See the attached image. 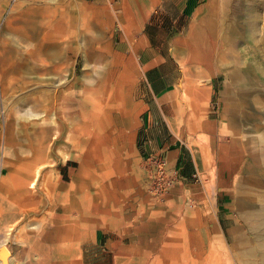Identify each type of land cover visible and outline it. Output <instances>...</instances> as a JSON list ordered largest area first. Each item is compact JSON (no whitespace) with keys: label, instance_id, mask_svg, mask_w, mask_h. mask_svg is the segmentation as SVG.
I'll use <instances>...</instances> for the list:
<instances>
[{"label":"rangeland","instance_id":"rangeland-1","mask_svg":"<svg viewBox=\"0 0 264 264\" xmlns=\"http://www.w3.org/2000/svg\"><path fill=\"white\" fill-rule=\"evenodd\" d=\"M93 1L72 0V7L79 9L80 3ZM105 1L113 5L118 0ZM178 1L164 0L144 32L155 52L167 54L170 66H181L192 78V94L184 99L189 109L177 112L172 121L184 166L170 165L163 159L145 162L135 141L140 128L138 111L131 117L120 118V112L113 113L111 108L119 135L114 146L108 144L115 151L114 160L103 162L100 170L90 173L81 168L79 155L67 141V113L78 117L81 111L77 103L87 113L92 104H100L106 111L111 102L118 100L114 90H91L110 89L117 84L113 64L106 60L110 59L108 51L104 56H96L98 48L80 46V34L72 30L64 40L67 67L55 73V90L26 91L13 65L23 55L32 56L39 46L48 48L45 35L49 25L44 24L48 16L42 12H63L69 7V0H0V120L8 122L12 132L7 167L40 169L33 193L37 203L29 208V218L20 222L28 223L30 229L35 227L33 230L39 236L55 224L59 226L64 210H70L67 219L81 226L80 234L85 237L81 240H88L99 229L105 233L101 247L120 253L113 258L112 254L103 253L102 264H214L210 249L217 239L229 257L228 264H253L243 253L254 241L240 220V189L248 176L263 175L264 151L257 142L245 141L243 127L235 117L240 105L251 102L249 109L264 129V72L257 88H251L250 78L241 76L239 71L244 73L243 69L236 65L249 60L264 67V46L258 40L264 30V0H242L245 12L239 24L246 27L255 22L259 33L257 29L253 36L243 32L231 46L222 45L218 31H206L200 23H192L188 28L189 21L180 15ZM232 1L237 2L219 0L221 14ZM208 11L213 13L214 9L210 7ZM63 26L67 28L66 21ZM175 38L182 40L179 53L172 48ZM118 49L122 51L116 44L113 50ZM130 71L133 76L121 77L120 88L136 86V68ZM211 78L218 87H214L213 94ZM51 84L50 80L41 87ZM251 90H260L254 96L257 105L252 103L253 95L247 97L253 94ZM123 97L130 99L128 95ZM253 148L260 158L251 161L249 154ZM259 161L261 165L257 167ZM253 167L257 172L252 171ZM101 174L110 177V181H92ZM223 202L226 207L220 209ZM29 228L24 226L19 231L24 234ZM16 230L17 225L1 230L0 246L8 240L15 242Z\"/></svg>","mask_w":264,"mask_h":264},{"label":"crops","instance_id":"crops-1","mask_svg":"<svg viewBox=\"0 0 264 264\" xmlns=\"http://www.w3.org/2000/svg\"><path fill=\"white\" fill-rule=\"evenodd\" d=\"M163 1L118 0L110 5L105 0H94L91 3L82 2L79 9H73L72 0H69V7L64 8L63 12H57V9L48 10V13L42 12L48 16L44 23L49 25L48 34L45 35L48 48L44 50L39 46V49H34L32 56L23 55L15 62L13 69L21 75L19 78L26 90H55V73L67 67V42L64 40L68 32L78 31L80 46L98 48L96 56H104V52L108 51L110 59L106 58V60L113 64V78L115 75L114 79L117 80V86L113 84L110 89L95 87L91 90H114L112 93L118 94V100L109 104V110L113 108V113L119 111L120 118L131 117L135 111H138L140 128L136 132L135 141L140 157L145 162L163 159L175 166L179 160H182L183 166L184 155L181 153L182 148L176 146L178 138L172 121L178 116L177 112L189 109L184 99L192 94L189 82L192 78L183 72L181 66H170L167 54L155 52L144 32ZM178 2L180 15L187 19V22L189 21L188 28L192 23H199L195 18L199 11H203L205 15L214 5L210 0H179ZM65 21L67 28L63 26ZM116 44L122 48V51L113 50ZM181 44L182 40L175 38L172 48L176 53H179ZM182 46L185 47V44ZM182 53L187 56V52L182 51ZM82 55L84 57V51ZM86 60L88 61L87 58ZM132 67L136 68L138 77L136 86L129 89L120 88L121 77L133 76V72L130 71ZM50 80L53 84L49 87H41V84L47 81L50 83ZM209 86L211 93H215L214 87H218L213 78L210 79ZM127 95L130 99L124 100L123 96ZM132 96L135 98L132 99ZM116 120L117 117L115 122L119 127V122ZM8 127V122L0 120V231L10 225H17L15 242L9 241L6 235L4 237L8 243L3 244L10 251L7 264H102L103 253L112 254V258L119 255L120 253H114L110 248L106 251L101 247L105 233L99 229L94 230L88 240H81V237L85 238L80 234L81 226L67 219L70 210H64L63 222H60L59 226L55 224L39 236L33 230L35 227L32 226L33 229H30L28 223L20 222L23 218H29L31 211L29 208L37 203L33 193L28 190V184L39 167L36 169L7 167V152L9 157L8 147L11 144L8 145V141L12 136ZM89 172L93 173L90 170ZM225 207L224 202L219 204L220 209ZM24 226L29 230L23 234L19 229ZM68 236L72 238L71 250L74 251L70 256H67ZM77 242H80L78 247ZM1 248L4 247L0 246ZM0 264H2L1 259Z\"/></svg>","mask_w":264,"mask_h":264},{"label":"bare ground","instance_id":"bare-ground-1","mask_svg":"<svg viewBox=\"0 0 264 264\" xmlns=\"http://www.w3.org/2000/svg\"><path fill=\"white\" fill-rule=\"evenodd\" d=\"M210 3L214 4V12L212 13L208 11L207 14L204 15L203 11H199L195 18L196 20H199V23L202 24V27L206 31L213 32L214 34L218 31L219 38L223 43L222 45H233V43L237 41V38L242 36L243 32H245L246 35L251 34L253 36L254 31L257 29L256 32L259 33L258 24L256 25L255 22L247 23L246 27H244L245 25L242 26L239 24L241 22V15L245 12V5L242 0H237L235 4H233V1L231 5L226 4L225 11H222V14V9H220L218 4L219 0H210ZM213 21H215L214 26L210 25ZM258 40H260L264 46V30L262 34L259 35ZM234 62L236 63L237 60L235 59ZM247 62L239 63L236 67L243 69L244 73L239 71L240 74H242L241 76L244 75L250 78V87L257 88L256 86L259 83L260 74L264 72V67L259 66L255 61L249 62L248 60ZM245 91L246 90H243V92ZM251 91L253 94H244H246L247 97H252L253 95L252 103L255 104V92L259 94L260 90ZM100 99L105 101L102 98ZM244 104L245 103L239 106L235 119L240 123L241 127L244 128H242V132L244 133L245 141L248 143H251V141L255 143L257 142L260 148L262 147V150L264 151V129L259 125L252 113L253 111L251 112V109H249L251 102H249V105ZM77 109L81 111L78 117H72L71 114L67 113V141L71 142V149L75 150L77 155H79L78 159L82 162L81 168L95 173L98 168L100 170V165L103 162L107 160H114L112 158V153L115 151L111 150L108 144H112V146H114L117 143L119 135L115 129L114 118L111 110L106 109L105 111L100 104H92L90 111L87 113L81 103H77ZM34 117L36 118L37 116ZM73 127H76L77 130H73ZM68 147L69 146L67 145V148ZM258 149L259 148H257V150ZM116 153L118 154L117 151ZM258 157L260 158L259 152H255V148L251 149L249 159L252 161V158L255 160V158L257 159ZM256 164L257 167L261 165L260 161L259 165L258 163ZM262 165V167H264V161ZM252 171L257 172V168L253 167ZM223 172L225 171L223 170L222 174ZM38 177L39 169H36L32 180L28 184V190L31 193L35 192ZM93 180L105 183L106 181H110V177L105 174H101L95 176V178L93 177L92 181ZM244 182V185H242V188L240 189V196L243 201L240 220L248 228L250 236H253L254 245L245 248V250L243 249V253L248 259H252L253 264H264V172L262 176H254L252 174L251 176H248ZM105 188L107 190V184L105 185ZM84 191L87 190L84 189ZM71 242L72 238L71 236H68L67 256L74 254V251L71 250ZM215 242V244H211L210 249V256L214 264H228L229 257L224 251L221 241L217 239ZM2 246L5 248L8 255H10L8 247L5 244ZM137 252L139 251L137 250Z\"/></svg>","mask_w":264,"mask_h":264},{"label":"water","instance_id":"water-1","mask_svg":"<svg viewBox=\"0 0 264 264\" xmlns=\"http://www.w3.org/2000/svg\"><path fill=\"white\" fill-rule=\"evenodd\" d=\"M7 258H8V253L6 252L5 248L0 249V259L2 264H7Z\"/></svg>","mask_w":264,"mask_h":264},{"label":"trees","instance_id":"trees-1","mask_svg":"<svg viewBox=\"0 0 264 264\" xmlns=\"http://www.w3.org/2000/svg\"><path fill=\"white\" fill-rule=\"evenodd\" d=\"M181 166H182V160H179L178 163H177V167H181ZM183 166H184V165H183ZM183 175L187 176L186 173L183 174Z\"/></svg>","mask_w":264,"mask_h":264},{"label":"built area","instance_id":"built-area-1","mask_svg":"<svg viewBox=\"0 0 264 264\" xmlns=\"http://www.w3.org/2000/svg\"><path fill=\"white\" fill-rule=\"evenodd\" d=\"M162 165H164L165 163H161Z\"/></svg>","mask_w":264,"mask_h":264}]
</instances>
